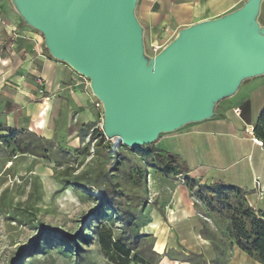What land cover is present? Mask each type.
I'll use <instances>...</instances> for the list:
<instances>
[{
  "label": "rangeland",
  "instance_id": "obj_1",
  "mask_svg": "<svg viewBox=\"0 0 264 264\" xmlns=\"http://www.w3.org/2000/svg\"><path fill=\"white\" fill-rule=\"evenodd\" d=\"M134 15L141 25L137 3ZM257 22L259 32H263L264 24L258 18ZM0 34V56L16 57L21 44L32 37L48 58L71 75L69 85H45L43 79V85L35 82L37 85L6 86L13 94L11 100H17L21 90H30L35 97L20 99L22 106L15 109L17 120L10 127L8 138L7 132L0 129V264H114L102 253L98 239L102 226L111 228L115 236L123 230L118 212L101 200V191L109 187L107 173L123 193L125 206L138 216L136 230L140 236L133 248L140 262L136 264H258L231 242L230 222L210 205L207 191L202 189L199 194L197 185L210 183L192 176L166 174L154 166V151L159 146L166 155H174V145L164 141V137L197 122L163 133L155 142L138 147L110 139L104 132L105 108L93 95L90 79L52 56L43 33L26 21L13 0H0ZM142 39L144 56L150 61L163 48L155 51L144 31ZM263 79L264 72L240 80L243 88L225 102L236 104L245 85H257ZM64 91H80L89 97V102L75 106ZM45 102L49 103L46 124L39 121L36 125L31 111ZM25 106L28 119L20 123ZM161 183L168 186L165 192ZM180 187L204 223L191 237H182L180 248L176 249L171 247L169 235L155 228L152 203L155 197L164 201L180 196ZM132 196L146 197L149 203L143 206ZM158 207L163 211L160 202ZM204 225L205 237L201 235ZM78 250L83 257L78 256Z\"/></svg>",
  "mask_w": 264,
  "mask_h": 264
},
{
  "label": "water",
  "instance_id": "obj_2",
  "mask_svg": "<svg viewBox=\"0 0 264 264\" xmlns=\"http://www.w3.org/2000/svg\"><path fill=\"white\" fill-rule=\"evenodd\" d=\"M137 1L13 0L43 33L52 56L90 79L105 105L106 136L132 147L212 118L216 103L234 95L240 80L264 72L261 0L182 29L150 61L134 15Z\"/></svg>",
  "mask_w": 264,
  "mask_h": 264
},
{
  "label": "crops",
  "instance_id": "obj_3",
  "mask_svg": "<svg viewBox=\"0 0 264 264\" xmlns=\"http://www.w3.org/2000/svg\"><path fill=\"white\" fill-rule=\"evenodd\" d=\"M249 1L138 0L137 17L148 44L152 48L162 49L172 41L180 29L232 14L242 9ZM257 18L264 24V0L260 1ZM31 38L27 37L28 41L21 44L16 57L10 58L7 54L0 56V125L3 127L15 125V109L22 106L20 99L35 97L30 90H21L17 95L18 99L11 100L13 94L8 92L7 85H37L35 82L39 77L45 80V85L55 87L71 83V75L66 74L56 61L48 58L41 44ZM17 62L19 65L14 66ZM243 86L240 85L231 97ZM64 92L75 106L89 102V97L80 91L72 94H69V91ZM225 100L227 99L217 105L212 118L188 125L181 132L167 135L163 140L174 145V156L188 167L187 176L204 183L236 186L243 190L248 203L255 210H264V147L259 146L255 138L247 133V127L255 126L264 109V79L257 85H245L244 93L236 104L232 105L230 101ZM48 105L49 103L45 102L42 106L32 109L31 117L36 120V125L39 121L46 124ZM236 108L241 109L240 117L234 114ZM27 119L28 110L25 106L18 122L22 123ZM43 129L45 130V127ZM158 149L162 150L160 146ZM257 181L262 187V196L256 188ZM161 185L162 191L165 192L167 184ZM179 192L180 196L167 200L164 198V201L155 197L152 203L155 210V228L169 235L170 245L176 249L180 248L182 237H191L200 230L203 223L197 216L192 202L186 197L185 189L180 187ZM168 200L172 203L169 204ZM159 202L164 206L163 211L166 213L158 207Z\"/></svg>",
  "mask_w": 264,
  "mask_h": 264
},
{
  "label": "trees",
  "instance_id": "obj_4",
  "mask_svg": "<svg viewBox=\"0 0 264 264\" xmlns=\"http://www.w3.org/2000/svg\"><path fill=\"white\" fill-rule=\"evenodd\" d=\"M3 132H7V138L11 128L1 126ZM254 137L262 142L264 147V109L254 126ZM2 138H6L5 136ZM155 167L166 174L186 175L187 166L177 156L171 158L162 150L154 151ZM109 187L101 191V200L109 209H115L123 223L122 233L115 236L112 229L102 226L98 231L99 245L101 251L114 264L139 263L137 254H134V241L140 236L136 230L137 214L127 208L123 193L117 184L113 182L110 173L105 175ZM194 182V179H190ZM193 180V181H192ZM200 190L207 191V200L210 205L218 208L225 214L230 222L229 236L232 243L243 253L258 264H264V210H255L247 201L242 189L224 183H210L197 185ZM133 199L141 201L143 206L147 205L146 197L132 196ZM204 223V222H203ZM201 235L206 236L205 225ZM66 238L72 239L69 234ZM78 256L83 257L82 251H77Z\"/></svg>",
  "mask_w": 264,
  "mask_h": 264
},
{
  "label": "built area",
  "instance_id": "obj_5",
  "mask_svg": "<svg viewBox=\"0 0 264 264\" xmlns=\"http://www.w3.org/2000/svg\"><path fill=\"white\" fill-rule=\"evenodd\" d=\"M159 49H160L159 47H154V50L157 51V52H158ZM37 82L39 83V85H43V84H44V80H43L42 78H39V79L37 80ZM234 114H235L236 116L240 117V116H241V109H240V108H236V109H234ZM247 133H248L250 136L254 137V127H253V126H248V127H247ZM254 138H255V137H254ZM255 142H256L259 146H261V147L263 146L262 142L258 141L256 138H255ZM256 188L259 189V195L262 196L263 191H262V187L260 186V182H259V181L256 182Z\"/></svg>",
  "mask_w": 264,
  "mask_h": 264
},
{
  "label": "bare ground",
  "instance_id": "obj_6",
  "mask_svg": "<svg viewBox=\"0 0 264 264\" xmlns=\"http://www.w3.org/2000/svg\"><path fill=\"white\" fill-rule=\"evenodd\" d=\"M15 2H16V0H15ZM20 11V13L22 14V12H21V10H19ZM23 15V14H22ZM257 25L255 24L254 26H252V29L253 30H257ZM64 63H66V64H68L74 71H76L78 74H81L78 70H76L70 63H68L67 61H63ZM92 93H93V95L95 96V97H97L98 98V96L96 95V93H95V91L92 89ZM103 105H104V103H103ZM104 107H105V105H104ZM43 124V123H42ZM44 125V124H43Z\"/></svg>",
  "mask_w": 264,
  "mask_h": 264
}]
</instances>
